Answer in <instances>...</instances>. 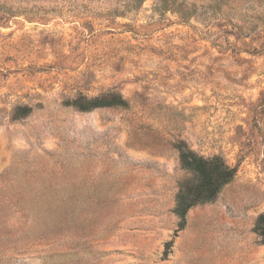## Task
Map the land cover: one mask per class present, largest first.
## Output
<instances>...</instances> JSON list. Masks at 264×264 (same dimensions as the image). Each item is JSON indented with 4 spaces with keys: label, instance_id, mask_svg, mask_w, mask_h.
Returning <instances> with one entry per match:
<instances>
[{
    "label": "rangeland",
    "instance_id": "rangeland-1",
    "mask_svg": "<svg viewBox=\"0 0 264 264\" xmlns=\"http://www.w3.org/2000/svg\"><path fill=\"white\" fill-rule=\"evenodd\" d=\"M180 142L236 170L182 230ZM262 213L264 0H0V264H264Z\"/></svg>",
    "mask_w": 264,
    "mask_h": 264
},
{
    "label": "trees",
    "instance_id": "trees-1",
    "mask_svg": "<svg viewBox=\"0 0 264 264\" xmlns=\"http://www.w3.org/2000/svg\"><path fill=\"white\" fill-rule=\"evenodd\" d=\"M80 112H89L100 108H126L128 103L120 95L111 94L100 98H76L65 103ZM21 113L15 112L13 118L19 120L31 112V108L23 107ZM175 149L178 152V162L181 169L191 173L192 183L181 182L175 195L173 213L178 217V229L185 225L186 213L197 205L212 202L220 191L234 178L236 170L228 166L219 156L204 158L190 150L184 142L177 143ZM254 231L263 238L264 245V213L260 214L254 225ZM172 242L167 243L170 247Z\"/></svg>",
    "mask_w": 264,
    "mask_h": 264
}]
</instances>
